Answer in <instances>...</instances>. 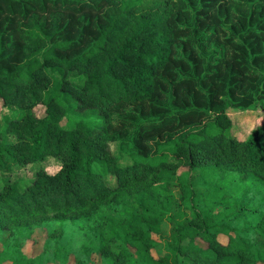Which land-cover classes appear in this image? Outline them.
Segmentation results:
<instances>
[{
    "label": "trees",
    "instance_id": "16d2710c",
    "mask_svg": "<svg viewBox=\"0 0 264 264\" xmlns=\"http://www.w3.org/2000/svg\"><path fill=\"white\" fill-rule=\"evenodd\" d=\"M245 1L0 0L21 112L0 173L61 164L0 188V264H264V122L228 134L230 109H264V0Z\"/></svg>",
    "mask_w": 264,
    "mask_h": 264
},
{
    "label": "rangeland",
    "instance_id": "374dc122",
    "mask_svg": "<svg viewBox=\"0 0 264 264\" xmlns=\"http://www.w3.org/2000/svg\"><path fill=\"white\" fill-rule=\"evenodd\" d=\"M232 4V12L234 15H241L249 10L251 4L247 3L245 0H230ZM229 25H226V28H228ZM224 41V39H222ZM216 47V46H214ZM71 78L73 80L74 84L81 85L83 82V79L77 74L72 73ZM38 113L41 115L43 113V110L40 108H37ZM21 112L13 106H9L7 108L2 106V102H0V131L5 135L6 140L10 141L12 140L13 136L8 134L6 132V127L8 123L20 116ZM229 116L232 120V126L230 130L228 131L229 135H235L236 137L240 139L246 138L249 133L261 122H264V109H255L254 107H249L245 110H239V109H230L229 110ZM72 121L70 117L65 118L62 121V126L66 128L72 127ZM111 150L113 153L121 158V161L123 163H128L129 158L122 154V152L119 150L118 143H112L111 144ZM60 162L56 159H50L46 160L42 163H37L32 166H20L15 167L11 172H1L0 173V188H2L4 183L7 182H17L20 187L27 186L34 176L36 175L37 171L40 169H44L45 171L54 174L60 169ZM197 174V172L195 173ZM107 182L110 185H114L115 181L111 176L106 177ZM6 237V236H5ZM4 237V238H5ZM222 240H225L224 237H220ZM169 240V225L167 223L163 226V234H162V246L160 249H163L165 247L166 242ZM45 241V234L44 232L37 231L33 238L28 241L24 247V252L27 255L35 256L42 250V246ZM201 243V241L199 240ZM3 247V243L1 241L0 243V249Z\"/></svg>",
    "mask_w": 264,
    "mask_h": 264
}]
</instances>
